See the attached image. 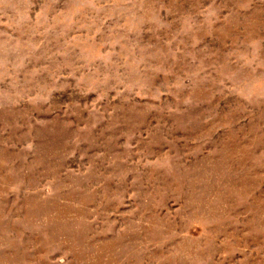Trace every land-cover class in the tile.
Here are the masks:
<instances>
[{
	"label": "rangeland",
	"instance_id": "obj_1",
	"mask_svg": "<svg viewBox=\"0 0 264 264\" xmlns=\"http://www.w3.org/2000/svg\"><path fill=\"white\" fill-rule=\"evenodd\" d=\"M0 264H264V0H0Z\"/></svg>",
	"mask_w": 264,
	"mask_h": 264
}]
</instances>
